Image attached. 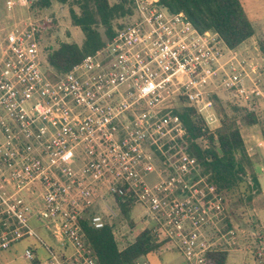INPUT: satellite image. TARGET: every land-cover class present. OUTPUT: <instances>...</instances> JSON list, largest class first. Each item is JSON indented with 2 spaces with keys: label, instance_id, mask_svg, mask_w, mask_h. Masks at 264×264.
<instances>
[{
  "label": "built area",
  "instance_id": "built-area-1",
  "mask_svg": "<svg viewBox=\"0 0 264 264\" xmlns=\"http://www.w3.org/2000/svg\"><path fill=\"white\" fill-rule=\"evenodd\" d=\"M31 1L5 0L7 9L18 4L26 15L0 35V250L31 237L44 256L25 245L20 255L29 264H99L86 250L81 220L93 227L110 222L108 201L100 210L89 206L117 195L142 202L152 237L172 238L187 264H200L212 245L200 239L199 227L218 223L223 197L186 151L179 116L164 109L189 105L201 128L213 132L208 109L217 87L246 98L258 92L243 83L236 51L216 31L198 30L182 10L130 0V19L59 72L46 62L40 33L47 19L30 9ZM155 158L170 179L148 183L147 173H159ZM35 188L32 205L26 193ZM30 216L50 220L56 249L31 227ZM220 229L234 238L232 225Z\"/></svg>",
  "mask_w": 264,
  "mask_h": 264
},
{
  "label": "trees",
  "instance_id": "trees-1",
  "mask_svg": "<svg viewBox=\"0 0 264 264\" xmlns=\"http://www.w3.org/2000/svg\"><path fill=\"white\" fill-rule=\"evenodd\" d=\"M49 2L50 0H32L29 7L38 13V8L48 5ZM158 2L171 12L184 11L198 30L208 28L216 31L228 47H236L254 33L240 0H158ZM75 3L76 11L71 7L68 9L69 20L80 29L81 42L60 41L55 47L48 49L46 46L43 47L46 62L55 71L68 69L83 54L101 46L104 39L114 33V25L118 24L116 19L131 12L130 0H75ZM256 40L264 55V38L256 37ZM215 98L217 97L213 94V105L216 104ZM233 108L237 109L234 106ZM164 110L176 113L182 121L186 151L196 156L200 164V174L207 183L219 193L229 195L228 197L232 196L235 189L240 190L239 184L245 173L244 162L249 164L250 159L244 150L240 126L254 123L253 113L245 111L238 116L224 115L225 119L220 121L213 132H209L206 128H201L199 120L202 119L196 117L194 108L189 105L173 103ZM260 133L264 141V128L261 127ZM199 138L205 139V145L201 146ZM250 182L244 184L245 188L240 190L247 194L248 199L251 198L249 190L258 186L254 175L251 176ZM113 196L116 210L121 213L119 218L126 217L130 202L122 201L117 195ZM222 214V219L226 222L222 230L225 231L231 224L226 207ZM114 221L115 219L111 218L110 222L107 221L101 227H93L87 220H81L86 250L95 256L99 264L131 262L136 258L144 257L164 243V239L152 237L150 227L144 225L137 229L129 218L128 223L136 232L128 244L118 248L111 231V224H115ZM225 256V249L213 245L204 251L200 264H224Z\"/></svg>",
  "mask_w": 264,
  "mask_h": 264
},
{
  "label": "rangeland",
  "instance_id": "rangeland-1",
  "mask_svg": "<svg viewBox=\"0 0 264 264\" xmlns=\"http://www.w3.org/2000/svg\"><path fill=\"white\" fill-rule=\"evenodd\" d=\"M114 1V0H109ZM243 12L245 16L252 22V26L256 32L263 31L264 25V0H240ZM71 7L73 10H77L75 0H50L49 4L38 8V15L45 17L47 30L41 32V43L48 47H55L60 41H74L80 43L82 34L77 26L70 23L68 9ZM26 15V9L24 6L13 4L11 8L7 9L5 6V0H0V35L2 29L7 27L9 23L19 17ZM38 16V17H39ZM133 18H136V13H133ZM130 17L127 16L117 18L118 22H123ZM132 20V19H131ZM257 20V23L256 21ZM260 22V23H259ZM101 30V28L99 27ZM256 37L249 36L244 40V45H240L236 51V57L238 64L236 68L239 72L245 73L246 76L242 78L245 86L251 85L257 93L252 92L250 97L246 98L240 94H233V91H227L223 88L217 87L214 94L216 104H212L208 112H212L207 128L212 131L219 125L225 116L240 115L245 111H251L255 118L254 123L240 126V133L242 135L244 150L250 156L249 164L244 162L245 173L242 175V181L239 184L240 190L245 188L246 183H251V176L254 175L258 181V186H255L252 190H249L250 199L247 198V194L240 192L239 189H235L232 196L221 195L223 197V207H226V212L229 214V222L235 229V235L233 239H229L226 235L218 234L217 228L224 229L226 225L225 220L220 215V220L217 224L201 225L199 230L201 232V240L207 243L211 242V245H217L222 248H240L237 250H243L247 256L244 264H264V141L261 137L260 129L264 128V55L258 46ZM46 49V50H47ZM251 69V70H250ZM178 83V78H173V84ZM236 107L237 109L233 108ZM219 113V114H218ZM210 114V113H209ZM201 121V120H199ZM213 127V128H212ZM201 146L205 145L204 138H199ZM80 154V152H79ZM159 173L157 176L163 181L170 179L169 169L161 165L157 158L152 160V164ZM156 179L155 172H149L145 175V180L148 183L153 182ZM243 183V184H241ZM105 179L101 180L97 184L98 189H102L106 186ZM135 187V185H134ZM256 188V189H255ZM38 189H30L28 194L26 193L30 204L36 203L35 199ZM108 197V198H107ZM110 195H106L104 199L95 198L89 206L93 210H100L102 208L103 201H108V204L114 209L115 221V233L116 241L118 244L125 239L131 238L136 230L132 228V225L128 223V219L131 218L135 223V227L141 228L144 225L147 226L148 220H142L144 218V204L140 201L129 204V211L126 217L119 218L120 212L116 210V205L111 199ZM108 205V206H109ZM89 211V210H88ZM119 218V219H118ZM227 221V220H226ZM28 222L36 231V233L49 245H54L52 235L48 231L47 227H50V220L48 219H33L31 216L28 218ZM222 229H220L222 231ZM124 231V233H123ZM122 232V234H118ZM133 232V233H132ZM162 237L164 231L160 230ZM132 234V236H131ZM173 235V234H171ZM27 242H31V239L22 238L12 243L7 249L0 250V264H28L29 261L24 259L20 254L22 248ZM174 245V241L167 238L161 245V249L164 247ZM261 252L256 254V251ZM160 264H186L183 259L181 250H168L163 249L158 253H154ZM226 264H231L227 260Z\"/></svg>",
  "mask_w": 264,
  "mask_h": 264
},
{
  "label": "crops",
  "instance_id": "crops-1",
  "mask_svg": "<svg viewBox=\"0 0 264 264\" xmlns=\"http://www.w3.org/2000/svg\"><path fill=\"white\" fill-rule=\"evenodd\" d=\"M256 21V23H257V20H255ZM260 23V22H259ZM251 24H252V22H251ZM74 26H76V25H74ZM78 27V26H77ZM253 27V26H252ZM263 29H264V25H263ZM253 30H254V28H253ZM252 35H254V36H257V35H260V37H262V38H264V32L263 31H260V33L259 32H256L255 30H254V33L252 34ZM251 35V36H252ZM65 41H68V40H65ZM240 45H244V40L241 42V43H239L236 47H231L233 50H235V49H237ZM155 175H156V173H155ZM156 178H157V175H156ZM108 198V197H107ZM128 202H130V201H128ZM132 204V203H131ZM130 209H128V211H129ZM130 220H132L131 218H130ZM142 220H146L145 219V217L142 219ZM113 226H115V224H111V231H112V234H113V237H114V239H115V241H116V233H115V230H114V228H113ZM143 226H144V224H143ZM231 226V225H230ZM137 227V226H136ZM221 228V227H220ZM123 233H124V231H123ZM133 233V232H132ZM118 234H122V232H119ZM131 236H132V234H131ZM134 236V235H133ZM133 236L131 237V238H128L127 240L125 239L123 242H121L120 244H118L117 243V241H116V244H117V247L118 248H122V247H124L126 244H128L132 239H133ZM27 239H31V242H27L25 245H30V246H36V250H37V252H38V254L39 255H41V257L42 256H44V251H43V249L42 248H40V246H38V245H36V243L33 241V239L31 238V237H26ZM154 239H160V238H154ZM167 238H164V241L166 240ZM170 239H172V238H170ZM54 240V239H53ZM173 240V239H172ZM174 241V240H173ZM84 244H85V239H84ZM176 243L174 242V245H172L171 247L169 246L168 247V245H166L167 247H164L163 249H168V250H170V249H172V250H179L178 249V247L175 245ZM24 245V246H25ZM51 246V245H50ZM52 247L54 248V249H56L57 248V243L54 241V245H52ZM86 247V246H85ZM162 247L160 246L159 248H157V249H155V250H153V251H151V252H149L148 254H146L144 257H140V258H136L137 260H140V261H144L145 263H148L149 262V264H160L159 263V261H158V259L155 257V255H154V253H157V257L159 258V255H158V253H160L163 249H161ZM223 249H225L226 250V256H225V261H224V264H226L227 263V260H229V262L231 263V264H244V262H245V259H246V254L245 253H243L244 251L241 249V250H237V249H240V248H223ZM94 256V255H93ZM95 257V256H94ZM183 257V256H182ZM184 259V258H183ZM29 264V263H28ZM186 264H187V262H186Z\"/></svg>",
  "mask_w": 264,
  "mask_h": 264
}]
</instances>
